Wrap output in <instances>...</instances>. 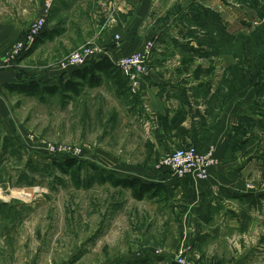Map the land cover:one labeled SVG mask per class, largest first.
Listing matches in <instances>:
<instances>
[{
  "label": "rangeland",
  "instance_id": "1",
  "mask_svg": "<svg viewBox=\"0 0 264 264\" xmlns=\"http://www.w3.org/2000/svg\"><path fill=\"white\" fill-rule=\"evenodd\" d=\"M127 1L0 0V61L45 18L30 48L0 71V264H240L250 251L264 250V202L248 200L255 209L256 230L252 225L245 232L212 229L190 222L186 198L178 197L173 186L167 201H138L131 190L112 181L135 176L145 183L173 181L163 173L161 158L190 147L188 135H174L169 128L164 129L166 142L157 144L154 131L146 127L152 114L140 119L141 101L147 107L142 90L153 70L154 52L165 44L185 45V30L188 41L197 36L208 44L206 91L219 93L216 100L224 93L234 100L235 94L255 86L257 98L244 100L241 116L251 113L247 106L252 103H258L256 113L264 112V0H208L206 9L197 3L195 10L181 0H160L157 8L163 15L152 24H168L170 36L156 31L141 50L124 56L152 47L149 75L139 82L137 93L127 81L128 91L119 97L104 82L63 104L60 96L41 102L2 85L3 80L61 84L77 53L93 46L112 52L110 43L121 39L119 30L127 23ZM246 119L230 137L227 157L264 158V122ZM254 135L242 147L231 142L234 136L239 141ZM205 136L197 132L196 137ZM211 144L199 148L214 147L217 157V144ZM53 148L64 152L55 155L49 151ZM66 154L77 164L62 174L55 164L63 163ZM255 166L247 186L259 198L264 196V163ZM214 236L220 238L210 242ZM258 257L251 264H264L262 252Z\"/></svg>",
  "mask_w": 264,
  "mask_h": 264
},
{
  "label": "crops",
  "instance_id": "2",
  "mask_svg": "<svg viewBox=\"0 0 264 264\" xmlns=\"http://www.w3.org/2000/svg\"><path fill=\"white\" fill-rule=\"evenodd\" d=\"M159 2L160 0H129L125 2L131 11L124 10L128 17L124 30H119L122 42L120 39L118 42L112 41L110 43L112 45L114 42V47L112 46V52L106 51L109 53L108 60L115 63L124 56L141 50L145 42L150 40L148 38L156 35V31L157 34L162 32L165 36H170L171 27L168 24L165 26L152 24L158 14H160L159 18L163 15L159 13L160 10L157 8ZM180 2L181 5L185 2L188 3L193 6V9L197 3H200L199 5L205 9L208 7V0H189V2L181 0ZM186 16L185 18L189 19L191 14L188 13ZM194 28L196 29V27ZM190 29L187 28L188 33H190ZM185 34L186 30L182 37V40L186 41L185 45H167L162 42L165 45L158 49L155 48L156 51L151 59L153 70L144 81L143 98L147 99V106L156 121L153 124L155 129L152 138L157 144L165 143L167 137L164 129L169 128L174 135L182 137V132L188 135L189 144L187 146L190 147L203 146L207 148L212 145L211 142H216L218 166L212 170L211 177L207 181L195 183L186 180L182 184H175V182L167 179L150 183H163L167 187L169 198L171 197L170 186L174 187L178 197L186 198L188 219L193 224L205 225L212 229L228 228L233 230L240 228L244 232L249 230L252 225V229L256 230L257 227L254 224L256 221L255 209L252 208L253 205L248 204V200H250L248 197L256 195L257 192H254V188H249L247 182L254 180L253 169L256 167L255 165L264 163V158H253L246 161L244 158V160L233 159L227 156L230 147L229 139L241 127L242 119L247 118V122L255 124L264 122V112L256 113L254 111L258 103L247 106L251 113L241 116L246 109L244 100L256 99V90L259 88L248 87L245 91L239 92L240 94H235L234 100H231L233 96L229 98L228 93H224L223 97L220 96L216 100L220 95L219 93L206 91L208 90V57L206 56L208 44L202 43L200 37L197 40V36L188 41V36ZM165 39L163 38L162 41ZM124 40L125 43L122 45ZM187 58L190 61H186ZM201 62L202 64H200ZM199 78L201 79L198 80ZM68 79H70V75L66 78V80ZM104 82L109 84L116 96H123L118 94V87L112 80L104 79ZM6 84H15V82L3 80L2 85L5 86ZM50 85H57V83L52 82ZM84 89H89L87 84L84 85ZM204 89L205 92L202 93ZM221 99L224 100V103L219 104ZM143 103L141 101L140 119L147 118L149 115L144 109L145 101ZM130 109L132 110L131 104ZM132 112L134 114L133 110ZM185 129L187 131H184ZM197 132L205 133L206 136L197 138ZM208 132H213L212 136L208 137ZM255 137L256 135L240 137L238 141L237 137L234 140V136L231 142L236 141L234 142L235 145L242 147L245 142L253 140ZM192 142L194 143L192 144ZM134 178L143 179L137 176L128 179ZM216 238L219 239L220 237L214 236L210 242ZM261 252L264 256V250L250 251L246 258L240 261V264H251L256 258H259Z\"/></svg>",
  "mask_w": 264,
  "mask_h": 264
},
{
  "label": "built area",
  "instance_id": "3",
  "mask_svg": "<svg viewBox=\"0 0 264 264\" xmlns=\"http://www.w3.org/2000/svg\"><path fill=\"white\" fill-rule=\"evenodd\" d=\"M45 18L39 20L31 29L32 32L19 42L12 52L8 53L3 61H0V71L10 65L16 60L22 52L30 48L33 40L39 35L41 29L45 25ZM119 39V37H117ZM151 49L145 50L144 53L135 54L133 56L124 57L116 61V66L120 69L121 73L127 78L128 83L132 86L133 93H137L139 82L142 78L149 75L147 72V63L150 59ZM103 57H109L105 51L99 47H88L83 51L77 53L65 67L66 70H77L92 62H97ZM149 115L151 111L148 106L145 108ZM146 124L148 131H154V122ZM154 122V123H153ZM53 154H57L59 149L53 148L49 150ZM67 153V152H65ZM70 158L66 154V158ZM218 166V159L214 147L202 150L197 146H191L186 149L176 150L166 153L161 158V168L165 173L171 175L172 180L177 184H182L186 180L192 182L207 181L211 177V172Z\"/></svg>",
  "mask_w": 264,
  "mask_h": 264
},
{
  "label": "trees",
  "instance_id": "4",
  "mask_svg": "<svg viewBox=\"0 0 264 264\" xmlns=\"http://www.w3.org/2000/svg\"><path fill=\"white\" fill-rule=\"evenodd\" d=\"M47 36L50 40L54 38L52 33L47 34ZM104 79L112 80L113 83L117 85L118 94L124 95L128 91L127 78L123 76L117 66L106 57L74 70L70 74V79L64 80L61 84L49 85L48 83L43 84L39 81H29L28 83L9 84L6 85V87L12 92L37 98L41 102H44L47 96H60L63 104H67L69 99L81 95L85 84H87L90 89L96 88L103 84ZM62 162L63 163L55 164L58 165L57 168L62 174H68L69 169L77 164V160L74 158H66ZM112 181L119 186L131 190L135 200L143 201L146 198L152 200H159L160 198L165 201L168 200L167 187L163 183H145L137 178L119 181L113 178ZM248 199L256 205H259V202H264V196L259 198L249 196Z\"/></svg>",
  "mask_w": 264,
  "mask_h": 264
}]
</instances>
